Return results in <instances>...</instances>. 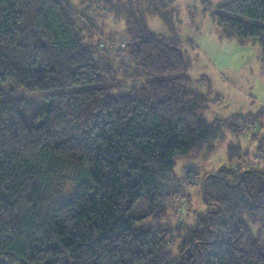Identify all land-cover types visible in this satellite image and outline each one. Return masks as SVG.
Here are the masks:
<instances>
[{
  "label": "trees",
  "instance_id": "obj_1",
  "mask_svg": "<svg viewBox=\"0 0 264 264\" xmlns=\"http://www.w3.org/2000/svg\"><path fill=\"white\" fill-rule=\"evenodd\" d=\"M110 1L107 12L127 17L126 38L86 46L97 29L71 0H0V85L67 89L29 109L0 101V264H264V159L241 166L240 144L203 177L206 209L192 222L141 226L166 221L192 187L196 172L173 174L177 156H209L226 133L253 138L264 106L207 121L218 97L183 76L191 62L169 22L175 0H135L137 12L132 0ZM142 2L171 36L149 31ZM219 10L223 36L256 43L264 66V0ZM106 43L127 61H104ZM118 78L151 79L123 91ZM255 156L264 158L260 141Z\"/></svg>",
  "mask_w": 264,
  "mask_h": 264
},
{
  "label": "rangeland",
  "instance_id": "obj_2",
  "mask_svg": "<svg viewBox=\"0 0 264 264\" xmlns=\"http://www.w3.org/2000/svg\"><path fill=\"white\" fill-rule=\"evenodd\" d=\"M117 1L111 0L110 3L115 5ZM232 1L234 0H175L171 7L174 12L170 14L169 22L182 43L183 55L191 62L190 69L183 76L191 80L192 88L208 94L209 98L218 97V100L209 102L204 111V118L209 122L215 119H226L234 114L254 113L264 106V66L260 60V47L252 41L242 42L226 38L215 22L216 14L220 12L219 6ZM130 2L132 5L128 4L131 6L129 9L137 12L139 9L136 1ZM71 4L76 12L89 18L97 29V32H93L95 35L91 33L92 38H88L85 33L86 46L96 45L97 42L109 44V41L119 44L126 38L128 27H130L127 17L125 15L115 17L107 12L108 6L105 0H71ZM141 4H144L142 10L149 31L155 36H171L169 26H166L159 17L145 13L147 10L145 3ZM109 46L98 53L99 56L105 57L104 61L112 65L122 60L127 61L125 55L112 51ZM98 55L94 52L95 57ZM150 79L118 78L111 84L120 85L123 91H128L132 86L145 85ZM0 88L3 91L0 101L22 99L28 109L50 94L67 91V89H55L29 93L23 88H15L9 82L0 85ZM251 134L254 136L250 139V133L240 138L226 133L225 139L215 144L209 156H205L204 152L177 156L174 159L173 174L181 178L187 175L188 170L196 172L197 175L191 180L192 187L187 190L186 198L174 202L170 207L166 221L155 223L147 220L141 226L154 225L159 228L175 226L184 221L192 222L197 213L206 209L200 201L199 184L207 173L228 163L230 144H240L248 151L249 158L241 166H249L252 161L264 159L255 156L259 141L264 149V117L253 128ZM248 135L249 137L246 138ZM142 209L144 206L139 204L135 215L142 214ZM141 226L139 225L138 228L143 229Z\"/></svg>",
  "mask_w": 264,
  "mask_h": 264
}]
</instances>
